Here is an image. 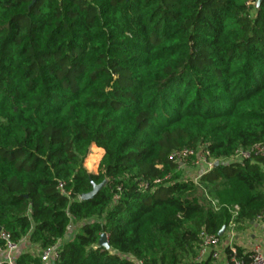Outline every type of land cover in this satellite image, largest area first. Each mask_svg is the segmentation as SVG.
Instances as JSON below:
<instances>
[{"label": "trees", "instance_id": "trees-1", "mask_svg": "<svg viewBox=\"0 0 264 264\" xmlns=\"http://www.w3.org/2000/svg\"><path fill=\"white\" fill-rule=\"evenodd\" d=\"M256 144L264 0H0V250L30 246L15 264L53 246L51 264H187L200 232L264 212V157L223 164ZM198 148L219 164L182 180L170 155Z\"/></svg>", "mask_w": 264, "mask_h": 264}, {"label": "built area", "instance_id": "built-area-1", "mask_svg": "<svg viewBox=\"0 0 264 264\" xmlns=\"http://www.w3.org/2000/svg\"><path fill=\"white\" fill-rule=\"evenodd\" d=\"M189 157L194 158L190 164L199 170L198 174L190 177V179L194 182H197L201 173L210 171L216 162L215 160L208 158L206 156V152L203 150H201V155H198L197 150L193 149L175 151L170 155V159H172L174 162H177L179 167L182 169L184 168V165ZM256 157H264V144H256L248 149H238L230 157L225 159L223 164L245 159H253ZM217 162L219 164V161ZM211 203L214 207H217V200L212 199ZM235 210H237V206L234 207L233 215L235 214ZM261 220H264V212L260 215H257L254 221ZM233 228L234 224L230 222L226 231L225 240H222L221 237L208 234L204 231L200 232V243L196 255L194 256L193 260L187 264H215L220 257V249L228 250L230 256L229 264H264V251H262L259 246L252 248L247 262L243 260L242 256L237 254L236 247L232 243ZM4 238L6 239V245L0 250V253L3 254V257L0 258V264H15L13 253L18 245L9 242L6 235H4ZM57 249V246H53L43 250L40 253L42 264H51V262L58 257ZM134 262L135 264H145L143 260L136 259Z\"/></svg>", "mask_w": 264, "mask_h": 264}, {"label": "crops", "instance_id": "crops-1", "mask_svg": "<svg viewBox=\"0 0 264 264\" xmlns=\"http://www.w3.org/2000/svg\"><path fill=\"white\" fill-rule=\"evenodd\" d=\"M227 229L224 233L222 232V236L220 235L222 240H225ZM232 243L235 247H239L245 252H251L252 248L255 246H259V248L264 251V220L251 221L241 228L238 226L233 228ZM29 247V242L25 239L14 251V259L19 253L29 249ZM2 257L3 254L0 253V258ZM215 264H229V258L224 249H220V257Z\"/></svg>", "mask_w": 264, "mask_h": 264}, {"label": "rangeland", "instance_id": "rangeland-1", "mask_svg": "<svg viewBox=\"0 0 264 264\" xmlns=\"http://www.w3.org/2000/svg\"><path fill=\"white\" fill-rule=\"evenodd\" d=\"M201 148L197 149L198 155H201ZM102 155V150L96 146H92L88 155L86 156L84 166L89 172H96L99 160ZM198 168L193 167L190 163L186 162L181 171V179L187 180L191 176L198 174Z\"/></svg>", "mask_w": 264, "mask_h": 264}, {"label": "water", "instance_id": "water-1", "mask_svg": "<svg viewBox=\"0 0 264 264\" xmlns=\"http://www.w3.org/2000/svg\"><path fill=\"white\" fill-rule=\"evenodd\" d=\"M218 165V162L216 161L214 163V166H217ZM104 185V181L101 182L100 184H94L92 183V190L90 192H87V193H84V194H81L80 195V200H87V199H90L92 198L96 193L97 191ZM224 231V228L219 232V236L222 234V232ZM98 245L99 246H102L106 249H109V245L107 243V238H106V235L105 234H101L99 239H98Z\"/></svg>", "mask_w": 264, "mask_h": 264}]
</instances>
